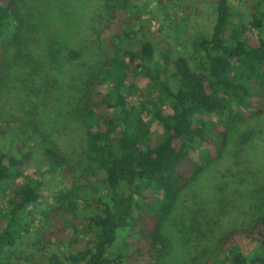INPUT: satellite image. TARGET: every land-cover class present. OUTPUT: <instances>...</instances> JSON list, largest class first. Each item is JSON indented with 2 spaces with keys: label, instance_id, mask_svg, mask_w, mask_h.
Returning <instances> with one entry per match:
<instances>
[{
  "label": "trees",
  "instance_id": "16d2710c",
  "mask_svg": "<svg viewBox=\"0 0 264 264\" xmlns=\"http://www.w3.org/2000/svg\"><path fill=\"white\" fill-rule=\"evenodd\" d=\"M42 1L0 0V96L11 88L36 95L35 78L52 69L50 55L33 46L60 0L45 9ZM192 1L211 7L212 23L208 34L192 36L187 52L176 47L181 24L169 11L172 0L98 1L111 33L103 64L72 111L85 172L35 124L20 120L18 128L36 138L0 125V264H167L179 199L206 168L195 159L199 147L209 148L206 164L214 165L234 123L264 119V0ZM152 6L161 10L158 31L148 27ZM221 186L230 188L227 180ZM233 191L240 200L233 219L245 220L221 230L216 257L205 264H264V211L255 197ZM23 238L45 252L42 261L17 248ZM245 238L257 244L249 254ZM65 241V251L50 249Z\"/></svg>",
  "mask_w": 264,
  "mask_h": 264
},
{
  "label": "rangeland",
  "instance_id": "374dc122",
  "mask_svg": "<svg viewBox=\"0 0 264 264\" xmlns=\"http://www.w3.org/2000/svg\"><path fill=\"white\" fill-rule=\"evenodd\" d=\"M50 1L43 0L42 9L48 7ZM98 1L60 0L56 6V17H50L46 25L44 22L35 36L33 51L38 53L42 50L52 60L50 72H42L34 80L36 95L11 88L0 96V125L12 135L36 138L34 133L22 132L18 128L20 120L35 124L65 152L79 174L86 171L89 163L83 137L76 127L72 111L88 77L103 64L101 50L104 39L111 33L106 26V19L96 11ZM230 2L239 5L240 0ZM188 6L192 8L190 11ZM152 8L154 15L148 16V27L158 31L162 22L161 10L154 6ZM198 9L203 13L198 14ZM41 11L40 8L35 10L36 15ZM169 11L181 24L176 45L179 52L188 51L189 42L195 34H208L212 23L209 5H200L192 0H172ZM43 18L47 20V16L43 15ZM255 34L258 35L257 32ZM131 47L137 48V42ZM239 110L250 118L248 110ZM213 120L225 125L229 119L214 116ZM232 127L228 148L219 162L211 166L206 164L209 149L206 146L199 147L195 153V159L206 168L179 199L178 210L173 215L177 224L172 222L167 229L173 239L167 264H205L210 258L216 257L221 230L240 227L245 220L244 215L237 221L233 219L235 211L232 206L240 203L239 199L234 198L235 187L255 197L256 207L264 211V119L250 118L244 123H234ZM153 128L158 138H162V126L155 122ZM224 180L229 182L230 188L221 186ZM223 212L227 214L224 216ZM197 214L199 218L195 221L200 222L198 227L194 223ZM69 234H72V230ZM82 237L93 238L86 233ZM65 242L64 245L54 242L50 249L55 250L58 245L65 251ZM256 247L257 244L249 238L241 243V249L246 254ZM17 248L34 262L45 258V252L34 249L28 238L20 240Z\"/></svg>",
  "mask_w": 264,
  "mask_h": 264
}]
</instances>
